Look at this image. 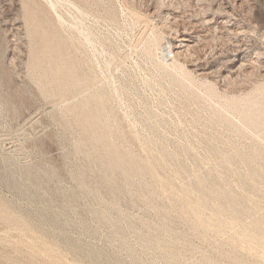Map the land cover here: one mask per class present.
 Returning <instances> with one entry per match:
<instances>
[{
    "label": "rangeland",
    "instance_id": "374dc122",
    "mask_svg": "<svg viewBox=\"0 0 264 264\" xmlns=\"http://www.w3.org/2000/svg\"><path fill=\"white\" fill-rule=\"evenodd\" d=\"M0 264H264V0H0Z\"/></svg>",
    "mask_w": 264,
    "mask_h": 264
}]
</instances>
